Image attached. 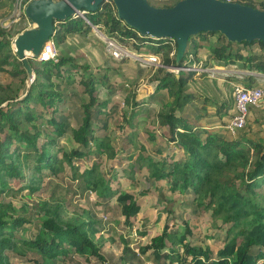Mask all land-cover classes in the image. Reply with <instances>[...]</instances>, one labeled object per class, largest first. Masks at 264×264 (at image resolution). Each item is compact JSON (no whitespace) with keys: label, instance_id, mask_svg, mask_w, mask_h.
I'll use <instances>...</instances> for the list:
<instances>
[{"label":"trees","instance_id":"16d2710c","mask_svg":"<svg viewBox=\"0 0 264 264\" xmlns=\"http://www.w3.org/2000/svg\"><path fill=\"white\" fill-rule=\"evenodd\" d=\"M237 2L264 9V3L256 6L250 0ZM85 16L125 46L137 50L147 46L152 53H161L163 65L183 61L175 63V56H169L172 47L167 38L139 36L120 20L112 1H103ZM90 29L81 17L71 16L54 26L51 38L59 47L69 35ZM10 34L0 26V71L11 78L7 84L0 83V264H138L139 255L146 253L156 264H264L263 138L251 136L250 129L232 138L225 131L195 126L177 113L191 96L187 89L194 72L180 71L176 76L158 67L150 78L151 84L156 82L151 99L147 96L136 100L133 92L125 96L118 122L124 136L117 146L105 130L95 128L93 112L107 116L110 102L99 99L98 81L91 67L77 64L64 54L48 61L27 58L35 78L26 87L27 70L11 49ZM233 43L218 31L198 32L189 37L185 55L193 53L197 60L206 47L218 61L264 71L260 54L248 58L241 52L253 44L264 52V42H235L237 47ZM106 71L108 68L103 78L107 77ZM57 81L65 86L75 81L83 85L85 100L79 105L80 119L78 124L69 125L70 133L69 120L59 108L65 93L57 88ZM163 90L166 96L160 94ZM115 91L113 86L106 93L111 96ZM151 101L158 102L155 120L165 143L156 144V135L149 132L153 142L150 150L139 143L137 152H126L135 145L136 117ZM129 105L133 107L127 112ZM226 107L225 102L217 103V115L223 116ZM124 152L128 157L124 175L131 179V186L137 179L135 169H144L148 178L157 185L166 184L169 192H190L195 204L208 211L213 222L220 221L223 238L215 232L206 235L205 243L192 244L188 240L193 235L190 222H171L168 215L172 210L165 206L163 226L146 243L129 246L130 239L123 232L133 227L134 218L141 212L140 204L136 194L122 188L111 174L112 164L101 169ZM93 157L97 161H92ZM11 180L23 182L16 186ZM97 208L110 213L108 226L98 218ZM160 215L156 213L154 222L160 220ZM114 219L117 226L111 225ZM33 224L31 237H26L27 226ZM104 231L123 243L119 254L106 253L103 243L99 244ZM135 232L141 238L150 235L146 229L137 228ZM212 237L220 241L214 249Z\"/></svg>","mask_w":264,"mask_h":264},{"label":"rangeland","instance_id":"374dc122","mask_svg":"<svg viewBox=\"0 0 264 264\" xmlns=\"http://www.w3.org/2000/svg\"><path fill=\"white\" fill-rule=\"evenodd\" d=\"M241 1L243 2L249 0ZM15 2L16 0H10L8 4H5L4 7L6 10L3 11V5H1L2 3L0 1V26L2 24H7L14 18L15 12L17 10ZM149 2L155 7H162L173 4L175 0H149ZM253 2L256 3V6H258L257 4L264 3L259 1ZM22 24L23 21L21 20L20 25ZM26 28H29V26L26 25L24 29ZM17 29L18 24H14L11 26V28L8 29V31L11 33L10 35L12 38L15 34L21 33V31ZM100 29L103 31L102 28ZM12 38H10L11 43L13 41ZM115 39L122 46L124 45L116 37ZM206 44L204 43L203 46H205ZM126 45L131 52L144 55H147L148 53L153 54L150 48H147V46H141L137 50L128 46V44ZM233 46L237 47L238 43L234 42ZM56 49L58 55H70L72 56L71 58H73L74 56L77 64L89 65L96 74V78L98 81L97 86L99 91V99H108L110 105L108 107L107 116H104L103 114L98 115L96 111L93 112V117H95L97 120L95 121V128H101L105 130V132L110 137H113L115 145L120 146L124 134L122 133L123 129L119 128L120 123L118 122H120L121 120L123 109L125 106L124 97L133 92L134 94H132L135 96L136 100L142 99L147 96L150 98L153 93L154 84L156 83L154 82L153 84H151L150 78L152 77V73L154 72L156 66L153 64H144L137 58L131 56L119 60L112 58L107 52V43L103 41L100 33L92 27L86 33L82 31L81 33L69 35L68 42L66 41L64 45H61L59 47L56 46ZM202 52L204 53L202 54V57L197 59L198 62L201 60L203 67H215L214 69L216 70H207L201 75H196L194 73V79L187 89V92H189L191 96L187 99L185 105L182 107V110L177 112H181V114L188 118L191 122H193L195 126H201V124L198 123L197 120L200 119L199 116H201V113L205 106H207L205 107L206 114L210 116L215 115L217 103H220L222 101H224L225 103L231 102V100L233 99L231 86L232 84H230L229 81L235 82L240 79H247L248 74L253 73V75L249 76V78L253 77L254 81L258 80L260 83L259 85L263 86L262 88L264 90V71L245 69L239 67L234 63L231 64L218 61L211 57L212 53L206 47H204V50ZM241 52L245 56H248V58L253 54H260L261 58L264 60V52L261 51L257 44L248 46ZM159 58L160 61H162V58ZM5 68L8 69V67ZM107 68V77L103 78V74L105 73V70ZM10 81L11 78L9 77V75L3 71H0V83L7 84ZM26 81V87H28ZM101 81L105 84H102ZM142 82H145L146 86H139V84ZM56 85L59 90L65 93V98L60 104L59 108L61 109V113L62 115H64L65 119L69 120L67 125V133H70L68 128L69 125L78 124V121L80 119L81 110L79 108V105L82 101L85 100L83 85H80L76 81L70 86H65L60 81H57ZM113 86L116 91L111 96H108L106 92L113 89ZM123 86L125 87V90H123ZM24 91L25 90L23 89L21 93H25ZM160 94L166 96L167 93L165 90H163L160 92ZM151 102L152 104L150 103L149 106L144 105L143 107H141L142 109L136 117L137 138L135 140V145L131 148H128L126 152H130V150H134V152H137L139 143L144 144V146L148 150H150L153 142H151L148 138L147 134L149 132H153L156 135V144L165 143L164 137L162 136V130L157 127L155 120L154 109L157 108L156 106H158V102ZM262 105L263 107L250 110L244 130L250 129L253 132L251 136L263 138L264 142V102ZM128 107L129 109L127 112H130V109L133 106L129 105ZM228 111L229 109L226 110L225 114L224 112L222 114L227 115ZM210 128L207 130L217 131ZM125 129L128 130V127L126 126ZM256 132L258 133L257 135L255 134ZM63 144L65 146H68V143L66 141H63ZM126 152L119 154L117 156V159L115 160L112 159L107 161V163L104 164L101 169H104L105 166H111L112 164L113 170L111 171V174L117 178L122 188L132 190L136 194L137 201L140 204L141 212L137 215V217L134 218L133 227L130 230H126L123 232V234L130 239L127 243L129 246H132L134 248L135 244L138 245L140 242L146 243L149 240V237L156 233L155 231L158 230L157 228L163 226L167 217L166 212L162 211L165 206H169L172 210V213L168 215L171 222H174L175 224H180L181 222H183V220H188L190 222L193 227V235L189 237L188 240H190L192 244L205 243L206 235L215 234V232L220 233L221 239L223 238V228H221V226H218L220 224V221L213 222L210 213L195 204V202L192 200L190 192H185L181 195L171 193L168 191L166 184L162 183L160 185H157L153 180L148 178L147 173L144 171V169H142L141 171L135 169L137 179L136 183L132 184L131 186V179L124 175L125 171L128 170V157ZM155 158L157 159L158 157L155 156ZM91 160L97 161V159L94 157ZM79 164L81 165V163ZM81 166L83 167V165ZM11 182L12 184L17 186L23 181L11 180ZM96 212L98 218L102 220L103 224L105 226H108L107 223L110 217V213L106 214L102 209L98 208L96 209ZM156 213L161 214L160 220L157 223L154 222ZM34 220L36 222L35 217ZM116 224L117 219L111 220V225L117 226ZM33 227L34 224L27 226L26 231L24 232V235L26 237H31L30 235L33 232ZM137 228H139L140 230H149L150 235L142 238L139 237V235L135 232V229ZM103 236L104 239L100 241L99 244L103 243L104 251L106 253L119 254L123 247V243L121 241H118V239L116 238L108 237L109 233L107 231H104ZM219 243L220 241H217L214 237L210 239V244L213 249ZM137 262L138 264H156L149 253L139 255V260Z\"/></svg>","mask_w":264,"mask_h":264},{"label":"water","instance_id":"95a60500","mask_svg":"<svg viewBox=\"0 0 264 264\" xmlns=\"http://www.w3.org/2000/svg\"><path fill=\"white\" fill-rule=\"evenodd\" d=\"M103 1L30 0L26 4L25 14L34 26L17 35L15 47L16 55L27 70V86H30L28 81L32 69L26 61L24 52L38 54L43 43L52 37L54 26L58 22H63L71 16H80L87 21L85 13L96 11ZM112 1L118 18L138 31L142 37L156 40L174 39L175 63L183 60L189 37L198 32L218 31L231 42L252 40L264 42V9L239 2L179 0L171 7H155L147 0ZM171 66L168 65V68Z\"/></svg>","mask_w":264,"mask_h":264},{"label":"built area","instance_id":"2783aa9c","mask_svg":"<svg viewBox=\"0 0 264 264\" xmlns=\"http://www.w3.org/2000/svg\"><path fill=\"white\" fill-rule=\"evenodd\" d=\"M104 1L111 3L112 0H104ZM259 2H264V0H261ZM27 3L28 1L26 2L25 0H16L15 4H16L17 10L15 12L14 18L7 24L5 25L2 24L1 27L8 30L9 28H11L12 25L18 24V29L21 32L25 30L24 27L26 25L29 26L32 24V26L29 27V28H32L34 26V23L31 20H29L25 14V7ZM21 20L23 21L22 25H20ZM87 21L85 22L89 26L95 28L100 33L103 41L107 43L108 54L116 60L131 56V57L137 58L139 61H141L144 64H153L156 66V68L158 66L165 67L175 74H178L180 71H186V72H194L196 75H201L202 73H205L207 70L209 71L216 70L214 69L215 67H212V68L203 67L201 60L198 62V60L195 59V56L193 53H188L187 55H185L181 64L174 65L173 67L170 65L171 68H168V65H163L162 62L160 61L159 57H161V53H153V54L148 53L147 55H144V54H138L135 52H131L129 51L127 46L125 45L122 46L115 39V37H112L106 34L104 27L102 25H99V24L94 25L88 19ZM100 28H102L103 31ZM17 35L18 34H15L13 38L11 37L13 40L11 43L12 44L11 49L15 54H16L15 39ZM139 36H141L140 33H139ZM167 39L169 40V43L172 47V50L170 51L169 56L174 57L176 53V42L172 38H167ZM24 56L25 58H32L37 61H48V60H57L58 53H57L54 40L50 38L43 43L38 54L35 55L31 51H25ZM34 78H35V74L32 70V75L28 82H30L31 84L34 81ZM139 86H146V83L142 82L139 84ZM231 86H232V95H233L232 108L228 112V115L223 120H221L220 123L215 124L210 129H214L217 131H225L230 137L233 138V137H236L239 134V132L245 128L247 120H248L249 112L252 108L259 106L262 99L264 98V90L262 86L260 85H251L244 81H235L232 83ZM204 129L207 130V128H204Z\"/></svg>","mask_w":264,"mask_h":264},{"label":"crops","instance_id":"0c3cea01","mask_svg":"<svg viewBox=\"0 0 264 264\" xmlns=\"http://www.w3.org/2000/svg\"><path fill=\"white\" fill-rule=\"evenodd\" d=\"M1 1V5H3V11L4 10H6L5 9V4H8L9 2H10V0H0ZM229 1H233V2H237V1H241V0H229ZM253 1H261V0H253ZM6 19V18H5ZM4 20V19H3ZM1 23H2V21H1ZM32 26V24L31 25H29V27H31ZM69 37V36H68ZM68 37H67V42H68ZM204 52H201L200 54H199V58L200 57H202V54H203ZM72 55V54H71ZM68 56H70V55H68ZM70 57H72V56H70ZM75 57L73 56V60L75 61V59H74ZM76 62V61H75ZM253 75V74H252ZM249 76H251L250 74H248V78L247 79H240V80H238V81H244V82H247V83H249V84H251V85H259L260 83H259V81L258 80H256V81H254L253 80V77H250L249 78ZM230 82V84H232L233 82L232 81H229ZM263 87V86H262ZM263 101H261L262 102V104H263V102H264V98L262 99ZM222 102H224V101H222ZM261 103H260V105L257 107V108H260V107H263V105H262ZM205 107H207V106H205ZM205 107L203 108V111H202V113H201V116H199L200 117V119L199 120H197L198 121V123H200L201 124V126L202 127H204V128H207V129H209L210 127H212V126H214L215 124H218V123H220L221 122V120H223L227 115H228V113H227V115H221V116H218L217 115V113H216V111H215V115H207L206 114V110H205ZM231 108H232V100H231V102H227V107H226V109H225V112H226V110L227 109H229V111L231 110ZM228 111V112H229ZM207 112H208V110H207ZM198 117V116H197ZM196 121V122H197Z\"/></svg>","mask_w":264,"mask_h":264}]
</instances>
